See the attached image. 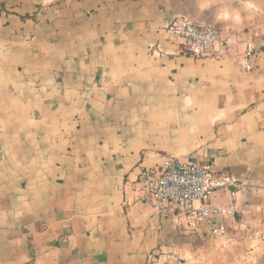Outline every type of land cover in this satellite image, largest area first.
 <instances>
[{
	"label": "crops",
	"instance_id": "obj_1",
	"mask_svg": "<svg viewBox=\"0 0 264 264\" xmlns=\"http://www.w3.org/2000/svg\"><path fill=\"white\" fill-rule=\"evenodd\" d=\"M167 156L247 180L225 235L154 209ZM0 264H264V0H0Z\"/></svg>",
	"mask_w": 264,
	"mask_h": 264
},
{
	"label": "built area",
	"instance_id": "obj_2",
	"mask_svg": "<svg viewBox=\"0 0 264 264\" xmlns=\"http://www.w3.org/2000/svg\"><path fill=\"white\" fill-rule=\"evenodd\" d=\"M170 29L181 38L190 54L196 57L215 55L219 32L212 25H201L185 18L175 19ZM253 46L245 57L246 69L252 70ZM144 188L158 213L177 210L189 223L192 230L206 227L213 236L227 232L225 218L233 216L236 206L215 204L219 192H244L247 180L228 170H216L213 162L192 159L182 160L167 156L155 169L143 173Z\"/></svg>",
	"mask_w": 264,
	"mask_h": 264
}]
</instances>
